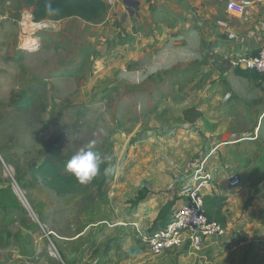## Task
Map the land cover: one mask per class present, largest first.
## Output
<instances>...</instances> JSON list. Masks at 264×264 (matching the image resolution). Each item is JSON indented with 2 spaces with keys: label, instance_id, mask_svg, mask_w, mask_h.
I'll return each mask as SVG.
<instances>
[{
  "label": "rangeland",
  "instance_id": "rangeland-1",
  "mask_svg": "<svg viewBox=\"0 0 264 264\" xmlns=\"http://www.w3.org/2000/svg\"><path fill=\"white\" fill-rule=\"evenodd\" d=\"M144 8L138 10L143 22L133 20L138 28L121 26L132 34L123 44L120 21L109 14L101 26L60 21L40 32L39 48L29 51L19 48L11 19L30 9L23 0H0V264H64L61 255L69 264H264V134L252 140V132L240 143L229 132L215 137L222 147L240 145L241 155L233 158L252 171L235 189L245 200L230 205L235 213L226 218L227 238L160 256L144 249L156 223L143 222L156 207L135 211L130 202L150 181L143 175L152 162L172 175L168 182L152 176L153 195L163 203L178 206L182 189L195 191L182 185L174 166L211 147H182L187 142L180 146L175 131L182 108L219 111L221 100L210 95L207 81L215 68H227L214 60L196 20L169 11H187L183 0H173L164 13ZM84 57L83 73L65 76ZM93 141L102 186L82 185L66 169ZM226 172L228 179L235 175ZM239 232L248 235L246 242H238Z\"/></svg>",
  "mask_w": 264,
  "mask_h": 264
},
{
  "label": "crops",
  "instance_id": "crops-1",
  "mask_svg": "<svg viewBox=\"0 0 264 264\" xmlns=\"http://www.w3.org/2000/svg\"><path fill=\"white\" fill-rule=\"evenodd\" d=\"M102 1L107 8V18L108 16L111 18L110 15L115 14L114 19H119V32L125 31V28L122 27L124 30L121 29L123 25L126 27L130 24L129 31H131L133 26L134 28H138L132 24H134L133 20L135 19L136 23L138 21L143 22V17L138 12L139 9L143 13L144 7L147 6L148 9L149 5H152L153 8H157L161 12L163 8L170 6V3L172 4L173 2V0H150V2L146 3V0H134L138 2V9L134 10L133 14L130 15L123 3L124 0ZM228 1L230 0H183V4L188 9L187 11L185 9L182 10L181 13L178 9L173 10L169 8V11L173 14L176 13L177 16L184 14L186 17L196 20L201 27L202 41L213 47L214 54L220 58L219 61L223 60V63H226L227 68H215V73L207 81L210 95H213L214 99L220 98L221 100V106L218 108L219 111L216 113L212 112V110L204 111L202 107L200 108L197 105L196 111L200 113V117L192 122H187L184 119L183 112L190 107L186 109L182 108L180 112V125L175 131L179 135L178 141L180 142V146L182 143L187 142L182 147L189 148V150H197L202 147L210 149L209 147H211V150L208 153L199 155L194 160V156H191L186 161H183L184 163L176 164L173 171V173L178 174L182 185L185 184L184 187L187 184L193 185L195 191L200 192L202 196L215 194L226 197L227 206L223 209L226 225V218H230L233 216L230 214L235 213L233 210L231 211L230 207L233 201L236 200L235 205H238L239 202L241 203L245 200V193L243 191L237 192L235 191L236 187L230 188L228 186L226 171L228 173L235 172L233 176L239 179H244L247 176L250 177L252 171H250V168L246 170L243 166H238L233 158L234 155H241L239 153L242 152L239 148L240 145L235 148L222 147V144L217 143L215 137L229 132L232 134L233 143H240L243 140H247V137H250L247 136L248 133L252 132V134H256L252 140H257L258 137H261L260 135L264 134V81H253L237 76L234 73L235 69L231 66L233 58L243 54L255 53L263 45L264 0H251V3L246 6L245 13L240 16L228 13L226 10V3ZM68 20H76L90 25L75 18ZM148 28V25L143 27L146 30ZM134 32V37L140 36L142 29H134ZM125 33L129 34L128 31H125ZM210 59L212 60V58ZM208 61L210 63V60ZM149 85L154 87V82L151 81ZM218 120H222V124L216 127ZM178 148L180 149V147ZM220 156L225 160V164L227 165L225 170L220 164ZM156 164L157 162L149 164L143 176L150 181L140 186L136 191L137 195L138 191L142 188L146 189L148 194L144 200L139 202L135 211L138 208L143 210L146 207H156L153 216L144 219V225L153 223L162 207L167 204V202L164 201L163 203L160 198L158 199V197L153 195L154 191L152 189L155 185H153L151 180L153 179V175H159L162 179L161 182H168L169 177H172V175L160 167L159 163L157 166ZM200 179H203V182ZM156 186L159 187L158 184ZM189 188L193 189L192 187ZM126 194L129 195V193ZM135 216L137 217L136 214Z\"/></svg>",
  "mask_w": 264,
  "mask_h": 264
},
{
  "label": "built area",
  "instance_id": "built-area-1",
  "mask_svg": "<svg viewBox=\"0 0 264 264\" xmlns=\"http://www.w3.org/2000/svg\"><path fill=\"white\" fill-rule=\"evenodd\" d=\"M251 0H230L226 3V10L234 16L245 13L246 6ZM17 27L19 48L37 50L40 46L37 35L47 31L58 22L48 20L34 21L31 10H24L19 18L11 19ZM264 31V24L262 25ZM234 69L246 68L264 76V43L255 53L243 54L231 61ZM240 184V179L231 176L228 186L235 188ZM180 205H175L163 225H157L147 234L142 242L144 249L153 256L163 253L179 251L187 248V251L199 250L204 245L227 238V228L215 221L208 220L204 211L201 195L191 188H184L179 195ZM184 198V199H183Z\"/></svg>",
  "mask_w": 264,
  "mask_h": 264
},
{
  "label": "trees",
  "instance_id": "trees-1",
  "mask_svg": "<svg viewBox=\"0 0 264 264\" xmlns=\"http://www.w3.org/2000/svg\"><path fill=\"white\" fill-rule=\"evenodd\" d=\"M23 3L26 8L31 10L34 21L48 20L52 22H60L63 20L75 18L88 24L101 25L105 23L107 16V8L102 0H52L53 6L60 10L59 15H57L56 17H49L47 15L45 11L46 0H23ZM149 10H152L154 12L151 5H149ZM155 12L157 11L155 10ZM162 12L164 13V11H161V13ZM130 38L131 35L122 31L121 33L118 34V44H123L128 40H130ZM86 58H88V56ZM219 59L220 58L217 55H214L215 61H219ZM14 60L16 61V59ZM85 65H86V59L84 57L80 63V66L74 70H67L65 72V76L72 77L74 75L83 73ZM234 73L237 76L250 79L253 81H257V80L264 81V76L256 73L253 70H242L238 68L235 69ZM183 116L185 121L192 122L196 120L198 117H200V114L195 110L191 109L184 111ZM97 178L98 177H96L93 180V182L97 183L98 186L104 185L105 180L103 174L100 175L99 178L100 181H98ZM147 194L148 191L146 189H141L140 191H138L134 200L130 202L131 205L134 207L137 206L139 202L145 199ZM201 200L208 220L215 221L218 224H220L222 227H226V220L223 216V209L227 206L226 197L215 194L204 195L201 196ZM249 202L250 200L245 203L244 205L245 209L249 207ZM174 204L175 202L171 201L167 203L164 207H162L157 218L155 219V223H156V225H154L155 227L158 224L163 225L166 222L169 212L171 211V208L175 206ZM236 237L238 239V242L244 243L247 241L248 235L244 232H239L236 235ZM182 250L186 251L187 248H184ZM61 259L64 262V264H69L68 261L65 259V257H63V255H61Z\"/></svg>",
  "mask_w": 264,
  "mask_h": 264
},
{
  "label": "clouds",
  "instance_id": "clouds-1",
  "mask_svg": "<svg viewBox=\"0 0 264 264\" xmlns=\"http://www.w3.org/2000/svg\"><path fill=\"white\" fill-rule=\"evenodd\" d=\"M45 11L49 17L59 15V9L53 6L52 0H46ZM95 142H90L86 148H81L73 154L66 163L67 171L80 183L88 184L98 175L102 158L99 152L93 151ZM109 167L107 171H113Z\"/></svg>",
  "mask_w": 264,
  "mask_h": 264
},
{
  "label": "water",
  "instance_id": "water-1",
  "mask_svg": "<svg viewBox=\"0 0 264 264\" xmlns=\"http://www.w3.org/2000/svg\"><path fill=\"white\" fill-rule=\"evenodd\" d=\"M124 5L127 7V12L131 15L134 10L138 9V2L134 0H124ZM242 70H247L246 68H241ZM1 160V159H0Z\"/></svg>",
  "mask_w": 264,
  "mask_h": 264
}]
</instances>
